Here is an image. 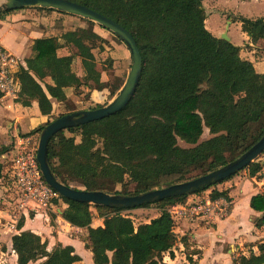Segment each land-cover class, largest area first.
Wrapping results in <instances>:
<instances>
[{"label": "trees", "instance_id": "1", "mask_svg": "<svg viewBox=\"0 0 264 264\" xmlns=\"http://www.w3.org/2000/svg\"><path fill=\"white\" fill-rule=\"evenodd\" d=\"M72 1L129 30L141 51L143 69L135 94L121 111L53 136L49 158L56 177L63 183L70 185L56 166L64 169L71 165V174L81 179L85 189L133 195L213 171L236 159L264 135V72L257 71L252 61L241 56L240 46L207 29L203 0ZM30 9L54 11L12 9L0 11V19L9 15L22 17L18 13ZM87 21L89 25L80 33L64 30L60 35L34 40L32 53L18 73V103L24 107L36 103L39 112L49 117L53 113L52 99L70 102L68 89L76 96H81L84 89L90 95L93 90L109 88L113 95L120 90L123 81L112 84L102 78L94 51L104 49V39L94 31V22ZM240 21L251 42L264 39V18L244 17ZM70 46L78 52L72 53ZM65 48L67 53H61ZM77 56L81 74L74 69ZM112 62L109 58V66ZM97 107L100 106L89 109ZM48 123L25 135L36 141L35 134L39 138ZM205 128L211 137L200 141ZM179 140L190 146H181ZM11 167L12 161L5 164L0 159V180L9 184ZM245 169L249 177H258L264 161L255 160ZM195 171L200 173L189 176ZM232 177L193 195L204 197L206 190L213 189L210 198L228 197L227 189L217 186ZM121 179H126V187L134 184L136 189L113 191ZM189 196L138 207H156L159 215L137 224L130 216V211L137 208L94 206L63 197L66 207L62 217L73 226L87 229L95 264H160L164 253H171L179 241L190 247L188 237L179 238L175 232L170 212L174 205L186 203ZM251 207L264 212V193L252 197ZM95 216L104 219V226L92 227ZM255 223L261 227L264 214ZM12 247L18 256L16 264H75L82 260L71 246L58 243L49 249L48 240L30 230L14 234ZM258 248V253L251 250L248 255L240 254L233 264H264V241ZM195 252L187 253L190 260V254Z\"/></svg>", "mask_w": 264, "mask_h": 264}, {"label": "crops", "instance_id": "2", "mask_svg": "<svg viewBox=\"0 0 264 264\" xmlns=\"http://www.w3.org/2000/svg\"><path fill=\"white\" fill-rule=\"evenodd\" d=\"M23 19L11 15L0 19V43L19 59L21 65L25 66V59L32 53L34 40L43 37L47 29L30 24L29 21ZM249 41L252 45L250 38ZM66 93L69 101L72 100L75 103V93L71 89H68ZM17 97L18 95L15 97L0 95V159L5 164L12 161L22 142L30 140L34 143L33 137L25 134L34 129L38 121L47 118L39 112L36 103L31 107H24L17 102ZM52 103L54 112L57 104L61 105V103L54 99ZM241 173L222 184H226L228 197H225L231 201L226 216H197L194 218L173 216L175 223L178 221L177 218H180L179 221H184L182 227L176 224L175 232L179 238L187 236L190 247L186 248L184 243L179 241L171 253H164L163 262L160 264H233L234 259L240 255L239 251H243L244 255H248L251 250L255 253L259 252L258 244L264 241V224L257 227L255 222L264 212L253 209L251 199L259 193H264V179L258 181L257 177L249 176L240 178ZM240 181H243L240 191L234 194L233 191ZM4 183L1 179L0 264L17 263L18 256L12 247V236L22 230L33 231L43 239H47L49 249L54 248L58 243L71 246L73 252L82 259L75 264H95L90 249L92 241L87 229L73 226L66 221L62 217L63 208L48 213L15 211L14 206L17 205L14 201L15 197L12 196V192L6 193L9 189L3 190ZM51 214L55 217L52 218ZM132 218L134 219L133 216ZM101 226H104V219L95 216L92 227ZM193 251L196 252L190 254V260L187 253ZM29 264H38V262Z\"/></svg>", "mask_w": 264, "mask_h": 264}, {"label": "rangeland", "instance_id": "3", "mask_svg": "<svg viewBox=\"0 0 264 264\" xmlns=\"http://www.w3.org/2000/svg\"><path fill=\"white\" fill-rule=\"evenodd\" d=\"M204 6L207 11V19H206V27L207 29L216 37H221L223 33H226L227 36L231 39V42L237 46H240L241 56L244 59L250 60L254 62L257 71L264 72V40H261L258 44L252 43L250 45L249 36L245 34L241 28L240 18H264V0H204ZM22 14L23 20L29 21L30 24H36L38 27H42L43 29H47L43 36L48 35H60L65 30H75L77 33H80L82 28L87 27L89 22L86 19H83L78 16H74L67 13H62L58 11H42V10H25ZM33 22V23H31ZM94 31H96L100 36L104 39L103 46L104 49L100 50L95 49L98 68L102 72V78L104 80L110 81L112 84L118 82V80L125 82L128 73L131 68L132 58L131 53L126 46V44L121 41L117 36H115L109 30L99 26L94 23L93 25ZM72 53H77V49L74 46L69 47ZM68 49L65 48L61 51V53H67ZM112 59V65L109 66L108 59ZM74 69L81 74L82 68L80 64V57H76L74 62ZM19 73V72H18ZM122 83V85H123ZM87 89L83 90L81 96H76L74 98L75 103L71 100L69 103H61V105L56 106L55 111L51 116L43 118V120L38 121L34 126L35 128L41 124H45L46 122L52 121L55 117L68 113L75 110L81 109H89L95 106H104L108 104L110 101L114 99V97L118 94V92L113 95L109 88H105L103 90H93L91 95L88 93ZM72 104V106H71ZM67 135L69 133H66ZM38 134H35L36 141L33 143L35 147L38 146ZM211 137V134L208 131V128L204 129V133L201 136L200 141L208 139ZM37 146H36V145ZM179 144L183 147L190 146L182 140H179ZM264 161V153L257 159ZM59 172H62L63 177H66L70 185L75 187L85 189L81 179L74 177L71 174V165L66 166L64 169L62 166H56ZM240 178L248 177L247 170L245 169L241 171ZM200 171H195L189 176H193L199 174ZM246 173V174H245ZM239 174V173H238ZM256 179H264V169L257 175ZM126 179H121L118 181L112 189L113 191H134L136 189V185L130 184L129 186H125L124 181ZM225 183V182H224ZM243 181L237 183V187L233 191L234 194L239 193L240 188L242 186ZM220 183L217 188L224 190L225 185ZM3 190L9 189L6 193L12 192V196H14V201L16 200V192L15 188L12 184L5 182ZM221 185V186H220ZM213 189L206 190L204 192L205 197L209 196V193L212 192ZM208 194V195H207ZM197 195H190L188 201L197 199ZM191 198V199H190ZM63 197L60 196L59 204L55 207L56 209L65 208L66 204ZM63 206V207H62ZM14 210L17 211V207L14 206ZM130 214L134 217L136 223L142 221H148L157 215H159V210L156 207H141L130 211ZM180 219V218H179ZM177 218V225L182 227L184 221H179ZM248 253V250H246ZM240 254H243V251H239Z\"/></svg>", "mask_w": 264, "mask_h": 264}, {"label": "water", "instance_id": "4", "mask_svg": "<svg viewBox=\"0 0 264 264\" xmlns=\"http://www.w3.org/2000/svg\"><path fill=\"white\" fill-rule=\"evenodd\" d=\"M43 8L56 10L81 17L109 30L128 47L132 64L128 76L112 101L94 109H81L65 113L43 127L37 146L36 158L42 175L47 184L68 200L85 202L94 206L114 208H138L145 204L155 203L165 198L182 195H193L198 190L211 186L231 176H234L249 166L264 153V135L247 151L227 164L199 175L192 179L174 183L165 187L150 189L137 194L128 195L104 190H88L75 188L59 180L51 165L48 147L51 139L62 130L80 126L82 124L102 119L121 111L131 101L143 69L142 54L135 37L123 25L114 19L72 0H0V11ZM220 38L231 41L226 33Z\"/></svg>", "mask_w": 264, "mask_h": 264}, {"label": "built area", "instance_id": "5", "mask_svg": "<svg viewBox=\"0 0 264 264\" xmlns=\"http://www.w3.org/2000/svg\"><path fill=\"white\" fill-rule=\"evenodd\" d=\"M21 62L0 43V92L4 95L17 96L20 90L18 72ZM37 147L30 140L22 142L12 159L10 184L16 189V207L20 212L56 211L60 194L45 181L36 158ZM63 204V203H62ZM231 201L225 196L215 199L197 197L174 205L172 216L190 217L219 216L228 214Z\"/></svg>", "mask_w": 264, "mask_h": 264}]
</instances>
